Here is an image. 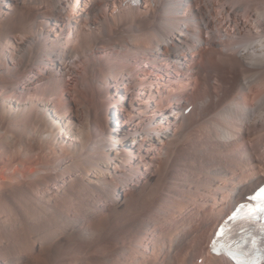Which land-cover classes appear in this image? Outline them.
<instances>
[{"label":"bare ground","instance_id":"obj_1","mask_svg":"<svg viewBox=\"0 0 264 264\" xmlns=\"http://www.w3.org/2000/svg\"><path fill=\"white\" fill-rule=\"evenodd\" d=\"M203 57L207 67L193 64ZM137 58L166 72L160 79L179 81L177 92L163 81L147 88L154 75L138 79ZM0 59L11 63L0 61V122L8 121L0 133V264H197L201 257L233 264L209 247L235 207L264 184V0H0ZM78 85L118 101L97 111L78 98L68 113L56 100ZM108 112L123 118L118 129L108 128ZM201 131L215 139L211 149L240 145L244 156L231 163L237 171L219 153L210 154L213 162L197 158L203 182L195 188L204 194L195 216L169 217L183 207L171 189L154 214H139L143 202L123 213L119 189L149 195L167 175L162 166ZM118 233L150 237L131 257L126 249L113 258L86 252L107 248Z\"/></svg>","mask_w":264,"mask_h":264},{"label":"rangeland","instance_id":"obj_2","mask_svg":"<svg viewBox=\"0 0 264 264\" xmlns=\"http://www.w3.org/2000/svg\"><path fill=\"white\" fill-rule=\"evenodd\" d=\"M141 2H142V5H144V1H141ZM111 5H112L111 3L107 4L106 7L104 8V10L107 11V12L112 10V6ZM99 13H101V10H99ZM52 25H53V21L50 20L49 21V26L52 27ZM47 26H45L44 28L46 29ZM106 53L108 55L109 52L106 51ZM99 57H101V56H99ZM136 60H137V62L135 63ZM136 60H131V65L133 66V69L135 70V73L139 77L138 79L144 80V79H147V76H149V74L150 75L151 74L154 75L151 83L147 84V88H148L149 85H151L154 88L155 84L163 81L167 85V87H168L167 89H171V92H173L174 94H175V92H177L175 86L180 84L179 81H176V79H172V80L169 81L168 79H165L166 77L164 78V80L160 79V77H162V74H164L166 72L160 73V72L155 71L153 68H147L146 67L147 63H144V62L139 63L140 58H137ZM203 60H204V57L203 58H197L196 60L192 59V62L197 67L198 66H202L203 68H205L208 65H205L206 62L205 61L203 62ZM0 61H1V64L4 67H7L8 65L11 64L10 61H2L1 59H0ZM102 61H103V59H99L98 63H101V69H104L105 68V64H102ZM15 63H16V61H15ZM163 66L164 67H162V68L168 69L167 64H163ZM76 69L79 70L78 67ZM167 72L171 73V75H175L177 73V71L174 70V69H171V71H167ZM199 73H200V71L197 72V76H198ZM203 73L205 74V71ZM6 75L7 74H4L3 76H1V78L7 77ZM213 76L210 78L211 80L208 83V85L210 87L209 89L210 90L212 89L211 93H212V91L214 92V90L216 89L215 87L218 86L217 85L218 81L214 80ZM195 77H196V75H195ZM195 77H194V75L191 76V80L193 81L192 82V86L193 87L197 86V82H194V80H193ZM13 78L15 80H20L21 78H23V73L22 72H18V73L14 72ZM65 82H66V84H68L67 80ZM79 86L80 85L74 86V87H76L75 89H74V87H68V89L64 93H62L56 100L57 105H59L60 107L61 106H65V111L68 112V113H71V111H73L75 99H78V98L83 100V102L86 104V106H88L90 108L93 107L97 111L98 110L101 111L102 109L106 110V109H108L110 104L114 105V104H116V101H118V97L114 98V99L110 98L109 96L105 97V92L106 91L101 89V87H98V88H95V89H90V88L87 87V89H84V88H81V86H80V89H79ZM149 89H146L147 95L144 98H147V97L150 98L149 95H148ZM35 90H32L31 92L33 93ZM73 90H75L74 94L77 96V98H75V97L73 98L70 95V94L73 93ZM77 90H78V92H76ZM212 94H214V93H212ZM153 95H156V94L153 93ZM94 96L98 97V101H96V98H94ZM189 96L190 95H186V94L178 96L179 99H181V104L183 103L182 101L187 99V98H189ZM131 98L134 99L135 97L131 96ZM1 100H2V97H0V102H1ZM66 101H67V105H60V104L65 103ZM166 101L164 100L163 102L166 103ZM92 102H94V103H92ZM93 104H95L97 106H95ZM59 106H57V107L59 108ZM158 106H160L161 108H167L168 105H164V106L163 105H158ZM182 107H183V105L180 107V109ZM112 111L116 112V110L114 111V109ZM108 114H109V116H108ZM20 115H23V113H18L16 115H14L15 119L18 120V117ZM11 117H13V115ZM72 119H73V117L71 118V120ZM106 119H107L108 128L111 129V130H115V129H118V126H116L117 121H120L123 118H120V117L118 118V117H116L114 115L112 116L108 112L106 117H105V120ZM7 123H8V121L6 119H4V120H2L0 122V133L1 134H5L3 131L5 130ZM57 130H58V127H57ZM256 137L257 136H255V138ZM212 138H213V136L211 134L209 135L208 133H205V132H202V131L198 132L197 135H193V136L191 135V136H189V138H185V143L183 142L180 145V147L178 148V151L176 152V153L179 152L178 156L175 153V155H173L169 159L168 164L166 163V164H164L165 166L163 165L164 167L162 166V169L165 170V173L167 172V175L164 178V180L161 181L160 183H159V180L155 181V182L152 181L154 184L151 182V184H153V189L154 190L151 193H147L149 195H145L144 197H141V198L137 199L135 193L132 190H125L124 191V187L119 189V192L121 193V201L123 202V204H122V209H123L122 212L125 213L127 210H130V206H131V209H133L134 208L133 206H135L136 203L143 202L141 204L142 207L140 205V209H141L140 211L141 212L139 211L140 212L139 214H143L145 217L148 216V214H151V213L154 214L153 212H156L155 209H156L157 204L159 202L162 203V201L164 202V200L168 197L169 191L171 189L173 192L174 191L176 192V195H174L175 198L174 197L172 198V200H175V203H176L175 205H178L179 203H182L183 207H182V209H180L181 212L177 210L179 213H175V214L173 213L174 215L171 214V215H169V217L171 216L172 219L178 220L179 218H182L184 215H187L189 217L195 216V214L197 213V209H198L197 208L198 207L197 204L199 202L203 201V199H201L202 198L201 193L204 194L203 191H201L200 189H196L195 188V186L198 185L197 184L198 182L199 183L203 182L201 175H199L200 172L197 169H200L201 166H204V163H202L199 160L197 161V158L198 157H203L207 161L212 160V162H213V159L211 158L210 154L214 153L215 155H218V153H219V154H221V158H222L221 159V163L223 165H225V166H229V165H233V164H231L232 161L235 162L236 160L243 159V156H244L243 154H240V153L237 152L238 148L240 147V145H237V146L235 145L234 147L232 145H228V146L226 145V147H224V148H220V147L217 148L216 145H215V147H213L211 149L210 145L212 146L213 143L215 144V139L214 138L212 139ZM250 140L251 141H249L247 139V137H244V140L242 141L241 144L243 146H246V148L250 147L252 145V143H253V139L250 138ZM209 141H210V143H209ZM63 149H65V148H63ZM63 149L61 150L60 148H58L57 151H56L57 154L65 153V150H63ZM198 150H203V151L207 152L208 154L200 155V154L197 153ZM248 163L250 165L249 161H248ZM188 165H189V167H191L190 169H189ZM245 166L248 168L247 163H245ZM232 170H236L237 171V169H235L234 165L232 166ZM238 170H239V168H238ZM244 170H246L245 167H244V169L242 171H244ZM239 172H241V171H238V173ZM195 181H196V183H195ZM162 183H163V186L160 187V185H162ZM177 183H179V184H177ZM180 183L182 185H180ZM157 184H158V186H157ZM175 187H176V189H175ZM126 188L129 189L130 187H126ZM157 188H159V189H157ZM167 189H168V191H167ZM129 191H132V192H129ZM151 191H152V187H151ZM166 192H167V194H165ZM153 193H154L155 196L153 195ZM205 194H207V195L211 194L213 197L215 196L214 192L212 190H210V189L207 190ZM195 195H196V197H195ZM193 196H194V198H193ZM199 196H201V198ZM161 198L164 199V200H162ZM191 198H193V199H191ZM168 199L169 198H167L164 203H166V201L168 202ZM194 203H196V205ZM132 204H133V206H132ZM126 205L127 206L129 205V206L126 207ZM209 208L210 207H208L207 210H209ZM216 209L218 210V208H216ZM118 211H120V209H118ZM192 213H194V214L192 215ZM169 217H168V219H169ZM121 220H122V218H119L118 220H116V222L118 224H120ZM112 234H114V233L111 232V235ZM94 237H93V239H94ZM141 237L149 238L150 236H148V235L141 236L140 233H133L132 235H129V236L125 237L122 234L118 233V236H117L116 239L110 238V239L107 240L106 244H108L109 248L107 247V248L103 249L102 245L105 244V243H102V244L100 243V244H97V245L95 244V246L91 247L92 249L90 248L86 252L88 254H90V253L94 254L95 253L94 255H101V256L103 255V256H106V257L108 256L110 258L111 257L113 258L114 255L116 253H118L119 251H121V250H125L126 249L129 252L133 251L135 249L137 243H139V241H140L139 239ZM137 249H138V252H142V248L141 247H138ZM206 250H207L206 242L202 239L201 240V246H200V253H201L200 255L206 254L207 253ZM130 254H131V252L128 253V257H129ZM135 256H136L135 257L136 259H138V260L140 259V261H142V259H141L139 254H137ZM130 257H131V255H130ZM200 260L204 261V258H202V257L199 258L198 260L195 261V263H197V261H199V263H197V264H202L203 261L200 263Z\"/></svg>","mask_w":264,"mask_h":264},{"label":"snow or ice","instance_id":"obj_3","mask_svg":"<svg viewBox=\"0 0 264 264\" xmlns=\"http://www.w3.org/2000/svg\"><path fill=\"white\" fill-rule=\"evenodd\" d=\"M260 199H261L262 203H264V191H262L260 193Z\"/></svg>","mask_w":264,"mask_h":264}]
</instances>
